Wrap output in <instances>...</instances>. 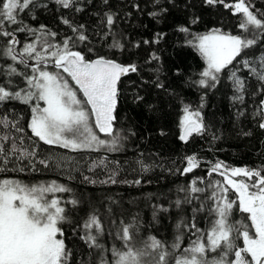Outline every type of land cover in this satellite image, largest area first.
<instances>
[{"label":"snow or ice","instance_id":"1","mask_svg":"<svg viewBox=\"0 0 264 264\" xmlns=\"http://www.w3.org/2000/svg\"><path fill=\"white\" fill-rule=\"evenodd\" d=\"M52 2L58 8L82 10L77 0ZM202 2L208 7L222 5L234 16L239 15L237 26L241 33L233 35L213 29L188 41L204 62L199 79L193 83L204 89L215 88L222 75H227L236 93L233 100L243 104L246 77H251L257 84L253 95H264V14L258 15L249 0ZM40 7L46 9L47 4L40 0H0V38H3L0 60L4 61L0 65V128L24 133L23 111L16 112L15 108L16 105L27 106L30 111L25 120L30 132L27 139L32 144L29 150L22 146L24 136L19 137L18 145L9 132L0 134V172L37 171L36 164L60 168L62 163L51 154L47 159H34L41 142L70 152H118L125 138L115 127L119 84L122 77L138 71L137 65L119 63L105 55L89 59L81 51L73 50L77 42L84 43L88 37L82 31L83 25L77 28L68 19L62 18V23L71 28L74 36H66L62 41H57V33L44 25L38 29L30 27L22 15ZM166 11L162 7L160 12L152 11L149 15L157 17ZM105 16L110 33L114 16L111 13ZM179 31L187 33L188 29L180 27ZM17 33H26V41L22 43ZM162 38V34H158L152 42L158 43ZM109 47L122 49L123 45L113 39ZM88 51L93 49L88 48ZM255 52L260 54L257 56ZM158 59L153 53L151 60ZM242 70L246 73L237 75ZM156 86L163 88L160 83ZM10 104L12 107H8ZM183 113L179 122L181 141L186 142L206 131L199 110L186 105ZM253 116L258 117V127L264 130V99H260ZM9 141L11 145L6 148ZM185 159L187 164L181 175L200 166L195 156ZM25 160L27 165L22 163ZM99 167H107L106 157L93 160L88 171ZM141 167L147 170L143 164ZM213 173L223 177L222 181L199 187L198 180L193 179L187 186L178 188L184 197L177 199L175 206L180 209L182 204H191L193 216L179 219L171 242L151 235L140 237V226L133 217L131 223L121 220L115 233H109L120 245L113 243L106 248L101 243L104 226L95 211L89 213L79 224L82 233L79 239L87 246L89 256L99 257L95 262L76 260V252L65 242L62 225L72 221L62 203L75 207L79 201L74 198L62 201L56 194L70 193V187L54 180L29 185L18 179H0V264H264V168L229 167L217 161L208 170L209 176ZM116 175L113 171L107 180L99 183L115 184ZM83 179L96 183L88 176ZM199 183L205 182L200 179ZM233 193L235 199L231 198ZM198 194H203L204 199ZM194 201H199L198 205ZM236 210L244 214L242 219H233ZM197 213H205L202 219L207 221L206 229L198 226ZM186 234L189 243L185 247L182 244ZM241 240L242 245L237 243ZM106 252L110 253V258L105 256Z\"/></svg>","mask_w":264,"mask_h":264},{"label":"trees","instance_id":"2","mask_svg":"<svg viewBox=\"0 0 264 264\" xmlns=\"http://www.w3.org/2000/svg\"><path fill=\"white\" fill-rule=\"evenodd\" d=\"M40 2L46 3L47 8L40 7L22 15L30 27L38 29L44 25L46 29L57 33V41H62L66 36H74L71 28L62 23V18L68 19L77 28L83 25L82 31L88 37L84 43L77 42L73 50L81 51L89 59L105 55L119 63H134L138 67L136 73L122 77L119 84L115 127L125 137L121 141L120 151L70 152L41 142L34 159H47L51 154L62 163L60 168H44L36 164L37 171L0 172V179H18L29 185L47 184L54 180L72 189L70 193H57L56 196L62 201L73 198L79 201L75 207L62 203L72 221L62 225L64 238L68 247L76 252V260L95 262L99 258L96 255L89 256L87 246L79 239L82 234L79 224L93 211L104 226L105 235L101 243L106 248H110L113 243L120 245L109 233H115L121 220L131 223L133 217L140 226V237L151 235L171 242L179 219L193 216L191 204H182L180 209L175 206V201L184 197L178 188L187 186L193 179L198 180L199 187H205L208 182L222 181L223 177L216 173L208 175L210 166L217 161L229 167L264 168V130L258 127V117L253 116L264 95H253L257 88L256 81L246 77L243 104L233 100L236 93L227 75H222L215 88L204 89L193 83L199 79L198 73L204 62L188 41L193 36L207 34L213 29L240 34L241 30L237 26L239 15L234 16L222 5L208 7L202 0H159L158 3L156 0H107V3L104 0H77L82 9L79 12L74 8H58L52 0ZM225 2L234 3L235 0ZM249 2L254 10H258V15L264 14V0ZM162 7L167 11L157 17L149 15L152 11L160 12ZM105 13L114 16L110 33ZM180 27L187 28L188 32H180ZM105 33L109 34L105 36ZM158 34H162L163 38L153 43ZM26 36V33H17L22 43L26 41ZM113 39L119 41L123 48H110ZM145 40L149 43L145 44ZM88 48L93 51L89 52ZM153 53L159 57L158 60H151ZM255 54L258 56L260 53ZM3 63L0 60V65ZM245 73L246 70H242L237 75ZM157 83L163 84V88H158ZM136 97L142 99L136 100ZM186 105L201 112L206 131L201 135H193L185 142L179 139V122ZM8 107H12V104ZM15 111H23L25 120L30 116L27 106L16 105ZM241 112L244 115H239ZM25 120L21 121L25 127L24 133L0 128V134L9 132L16 138L18 145L19 137L24 136L22 146L31 150V141L27 139L30 132ZM10 145L11 141L5 147ZM189 156L197 157L200 166L191 173L181 175L187 164L185 158ZM101 157H106L107 167L88 171L92 161ZM22 163L27 165L28 161ZM142 164L147 170L142 169ZM113 171L117 173V183H99L107 180ZM84 176L96 183L84 181ZM200 179L205 183H199ZM136 180L140 183H133ZM198 195L201 200L204 199L203 194ZM231 198L235 199L234 193ZM193 203L198 205L199 201ZM161 208L167 211H161ZM196 215L198 226L206 229L207 221L202 219L205 213ZM243 215L236 210L233 219L240 220ZM188 243L186 234L182 246L186 247ZM237 243L242 245V240ZM105 256L110 258V253L106 252Z\"/></svg>","mask_w":264,"mask_h":264},{"label":"rangeland","instance_id":"3","mask_svg":"<svg viewBox=\"0 0 264 264\" xmlns=\"http://www.w3.org/2000/svg\"><path fill=\"white\" fill-rule=\"evenodd\" d=\"M264 99V98H263ZM98 131V130H97ZM101 136V135H100ZM101 138H103V136H101ZM45 184V183H44ZM50 198V197H49Z\"/></svg>","mask_w":264,"mask_h":264}]
</instances>
